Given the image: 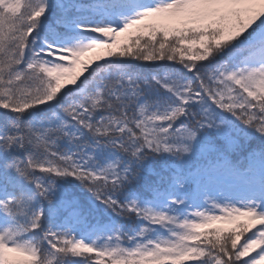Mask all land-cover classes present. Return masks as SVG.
<instances>
[{
  "label": "snow or ice",
  "instance_id": "snow-or-ice-1",
  "mask_svg": "<svg viewBox=\"0 0 264 264\" xmlns=\"http://www.w3.org/2000/svg\"><path fill=\"white\" fill-rule=\"evenodd\" d=\"M0 264H264V0H0Z\"/></svg>",
  "mask_w": 264,
  "mask_h": 264
}]
</instances>
